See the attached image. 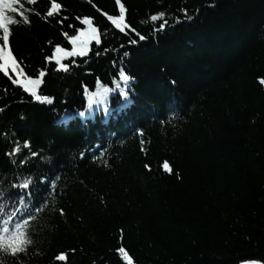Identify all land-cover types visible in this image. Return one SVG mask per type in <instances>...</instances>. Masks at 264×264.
<instances>
[{
  "label": "trees",
  "instance_id": "trees-1",
  "mask_svg": "<svg viewBox=\"0 0 264 264\" xmlns=\"http://www.w3.org/2000/svg\"><path fill=\"white\" fill-rule=\"evenodd\" d=\"M56 2L46 18L51 0H21L31 22L12 26L14 55L46 71L38 92L53 104L0 73V231L29 220L32 240L0 262L128 264L124 247L132 264L264 263V0H119L144 41L108 19L117 0ZM85 16L101 43L57 71L45 57L71 49L63 33ZM98 85L114 91L89 108Z\"/></svg>",
  "mask_w": 264,
  "mask_h": 264
},
{
  "label": "snow or ice",
  "instance_id": "snow-or-ice-1",
  "mask_svg": "<svg viewBox=\"0 0 264 264\" xmlns=\"http://www.w3.org/2000/svg\"><path fill=\"white\" fill-rule=\"evenodd\" d=\"M26 2L30 5H34L37 3V0H26ZM119 3V0H117ZM62 5L56 0H51L50 8L47 10L46 18L54 17L61 11ZM25 9L21 0H0V73H3L5 76H9L12 80V83L15 85H22L23 89L26 93L30 94L31 97L35 99V101L46 104H53V99L48 95L39 94L38 89L43 84V78L46 76V71L41 69L36 74L35 78L32 75H28L25 73L24 68L21 66L20 62H18L16 56L14 55L12 49V26L18 25L20 20L23 21L24 24H30L29 15L25 14ZM125 5L123 3H119V16H108V19L115 25L117 29L124 32L125 30H129L132 33H135L140 41H144L146 37L144 35H140L135 28H130L125 21ZM39 15V13H36ZM107 16V13H104ZM164 13L160 12L159 14L152 15V21H160L164 17ZM18 17L19 19H17ZM68 17H63L58 21L61 25H63L64 21L67 20ZM77 20H80V17H76ZM82 27L74 29V35H69L68 32H64L63 35L67 38L68 42L71 44V49H66L62 47L60 44L55 45L54 55H50L45 57L46 61L52 62L55 61V64L58 66L57 71L68 72L69 64L64 63L63 61L67 57H85L89 54L93 42L96 44L101 43L100 35L98 34V30L93 26V20L87 16L83 17L81 21ZM168 25V21L163 19V23L160 24L158 31H163ZM69 28H73V25L69 24ZM51 43V42H49ZM130 45L137 44V40L129 39ZM97 55L99 53L97 52ZM125 56H128L129 53L125 52ZM75 64V60L72 61ZM120 81H123L125 86H128L130 81V76L126 74V72L121 69L119 70V80L116 81L115 87L117 89L121 88ZM174 83V82H173ZM261 84H264V79L260 80ZM114 91L113 88L98 85L96 87V91H88L85 89L84 94L87 96L88 107L91 108L93 104L97 103L98 100H103L107 97L109 92ZM123 92V89H121ZM124 96H128V92H123ZM131 101L125 102L123 107L129 106ZM84 114L81 112L80 116ZM61 123H67L68 117L62 118ZM19 151V149H16ZM35 155V154H34ZM145 168L149 171L151 170L150 165H145ZM161 168L164 172L172 174L173 168L168 160H164L161 164ZM30 187V183L25 181L23 184L24 189H28ZM36 211H39V207L35 208ZM61 214H63V210L61 209ZM30 215V214H29ZM29 220H23L22 223H15L14 230L10 232L8 227H4L2 231H0V252L5 254H10L15 257L18 254L25 253L27 250V246L32 244V240L29 237V233L27 231V227L29 225ZM118 252L123 255L124 260L128 262V264H132V257L128 254L124 247H120ZM56 260L67 262L68 254L61 252L59 255L55 257ZM2 264V262H0ZM244 264H261L259 260H247Z\"/></svg>",
  "mask_w": 264,
  "mask_h": 264
},
{
  "label": "rangeland",
  "instance_id": "rangeland-1",
  "mask_svg": "<svg viewBox=\"0 0 264 264\" xmlns=\"http://www.w3.org/2000/svg\"><path fill=\"white\" fill-rule=\"evenodd\" d=\"M66 49H69V48H66ZM70 50V49H69ZM241 264H244V262L243 263H241ZM261 264H264V263H261Z\"/></svg>",
  "mask_w": 264,
  "mask_h": 264
}]
</instances>
